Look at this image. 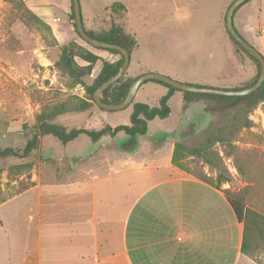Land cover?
<instances>
[{
    "label": "rangeland",
    "instance_id": "374dc122",
    "mask_svg": "<svg viewBox=\"0 0 264 264\" xmlns=\"http://www.w3.org/2000/svg\"><path fill=\"white\" fill-rule=\"evenodd\" d=\"M215 1L196 0L186 4L184 0H80V6L85 29L99 33L115 24L134 37L137 47L126 76L154 73L180 83L228 90L250 81L257 73V66L225 32L224 17L233 0H225L218 30ZM114 3L124 5L126 11L111 12L109 7ZM69 7L66 0H0V149L20 152L32 136L39 135L41 113L87 98L85 88L72 85V79L55 66L64 46L75 43L104 61L119 59L118 55L95 49L78 37ZM26 10L45 26L24 20ZM233 26L264 57V0H250L239 7L233 15ZM75 62L87 65L77 57ZM100 68L101 62H97L91 74L83 79L86 85L91 84ZM165 93L163 86L147 82L138 88L132 104L124 109L100 110L91 102L85 111L56 115L52 121L67 128L90 130L104 125H128L133 104L157 106ZM181 96L180 92L173 94L168 101L169 116L150 121L147 135L156 140L174 136L177 142L191 148L213 137L220 139L212 145L228 172L227 180L220 184L226 191L239 194L247 209L264 214V104L260 103L247 115L250 127L239 129L227 116L206 113L201 102L183 108ZM39 138L41 152L34 158L10 157L0 162L2 202L19 197L30 184L29 171L25 174V170L12 167L30 162L33 165L41 155H73L96 148L84 135L65 145L51 136ZM146 139L123 133L115 138L123 144H141ZM200 160L185 158L183 166L194 175L202 174ZM15 228L21 232L22 224ZM19 237L15 238L18 248ZM1 245L9 255L8 239ZM16 261L12 257L1 264Z\"/></svg>",
    "mask_w": 264,
    "mask_h": 264
},
{
    "label": "crops",
    "instance_id": "0c3cea01",
    "mask_svg": "<svg viewBox=\"0 0 264 264\" xmlns=\"http://www.w3.org/2000/svg\"><path fill=\"white\" fill-rule=\"evenodd\" d=\"M215 3L218 30L225 0ZM148 127L131 150L117 134L89 152L39 156L29 187L0 203V264H264V239L241 252L243 224L215 171L200 160L209 183L176 167V138L156 140Z\"/></svg>",
    "mask_w": 264,
    "mask_h": 264
},
{
    "label": "trees",
    "instance_id": "16d2710c",
    "mask_svg": "<svg viewBox=\"0 0 264 264\" xmlns=\"http://www.w3.org/2000/svg\"><path fill=\"white\" fill-rule=\"evenodd\" d=\"M249 1L250 0H246L242 5H244ZM229 5L227 6V9ZM70 10H71L70 16L73 21L74 32L78 35L75 28L74 14L72 10L71 0H70ZM109 10H111V12L113 13H116L120 11H126V7L122 4L114 3L109 7ZM25 12L26 14L22 17L24 20L44 25L30 11L26 10ZM224 29L230 41L235 46H237L243 53H245L248 57H250L256 63L257 66V73L250 81H248L242 86L235 85L228 90H243L249 88L256 82L259 76L260 73L259 63L252 55H250L237 42H235L234 39H232V37L227 32L225 27V17H224ZM84 30L88 36H90L95 40L115 44L126 49L129 53L130 58L132 57V53L137 47V43L134 37L132 36V34L126 32L119 25L113 24L107 30L101 31L99 33H93L92 31H89L85 28ZM78 37L80 38L79 35ZM95 49L108 51L112 54L118 55L119 59L115 62H108L102 60L99 56L80 47L75 43H68L66 46H64L62 48L59 59L55 63V66L60 71L65 72L66 75H68V77L72 79V85L83 86L85 88L87 98L76 99L77 102H74L73 104L71 103L62 104L59 106V108L58 107L51 108L49 113H41L38 117L39 135L32 136L27 141L26 145L20 152L12 148L0 149V162L10 157L19 158V159L34 158V155L36 154V151L40 143L39 136H51L52 138L60 142L62 145H65L77 139L81 135L86 136L93 143L106 137L113 138L120 133L130 136L131 138H134L135 136L145 135L147 132L148 122L154 120L155 118H158L159 120H164L169 116L170 109L168 106V101L170 100L174 92H180L182 94L183 108H186L191 103L201 102L204 105L203 109L206 113L210 115L227 116L238 125L239 129L249 128L251 123L247 119V115L260 103L264 104V81L256 91L248 95L236 96V97H224V96H216V95H208V94L182 92L162 82L149 80L144 82L143 84L147 82H153L155 84L161 85L164 88H166L167 92L164 96L160 98L157 106H149L143 103L133 104L128 125H118L114 127L109 125H104L97 130H90L84 127L67 128L62 124L53 122L52 120L56 115L72 113V112H82L87 110L91 106V104L94 103L92 98L94 91L102 83H104L110 77L115 75L118 69L120 68L123 62V57L119 52L114 50L101 49V48H95ZM76 57L87 63V65L85 66L78 65L75 62ZM97 62H101V68L98 74L92 80L91 84L86 85L83 79L91 74L93 66ZM125 73L115 83L110 85L106 90L102 92L100 98L103 103L116 105L123 102L132 83L138 77L145 74L142 73L137 76L130 77V76H126ZM132 102L130 103V105L132 104ZM100 110H104V109H100ZM263 110H264V105H263ZM218 141H220V139L213 137L212 139H207L203 143H200L197 147H192V148L186 147L184 144L180 142H176L174 145V150L172 155V164L182 170H186V168H184L183 166V160L185 158H187L188 156H194L196 158H199L210 168H213L217 172L215 182L217 186H219L221 182L227 180L228 172L226 171L222 163L221 156L218 154L217 151H214L212 149L213 142H218ZM133 147L134 144L131 142L123 145V148L127 150H131L133 149ZM31 168H32L31 162L16 167H12V169H17L20 171L25 170V174L26 172L30 171ZM198 177L204 182L212 183L202 174H199ZM224 193H225V199L230 205L235 215V218L243 224L241 252L246 255L248 254L250 242L257 240L258 238L261 240L264 239V215L254 210L247 209L244 206L243 200L239 194H233L230 193L229 191H225ZM1 202L2 200L0 199V203Z\"/></svg>",
    "mask_w": 264,
    "mask_h": 264
},
{
    "label": "water",
    "instance_id": "95a60500",
    "mask_svg": "<svg viewBox=\"0 0 264 264\" xmlns=\"http://www.w3.org/2000/svg\"><path fill=\"white\" fill-rule=\"evenodd\" d=\"M245 1L246 0H233L231 2L225 14V27H226L227 32L232 37V39H234L235 42H237L245 51H247L250 55H252L259 63V66H260L259 76L256 82L251 87L243 89V90H224V89H216V88H210V87H200V86L180 83V82L174 81L163 75L154 74V73H145L141 75L140 77H138L132 83L123 102L116 104V105H112V104L103 103L101 101L100 96L104 90H106L110 85L115 83L120 77L123 76L130 62L129 53L126 49L118 45L103 42V41H98L88 36L82 24L80 2L79 0H71L72 10L74 14L75 28L80 38L85 43H87L88 45L92 47L114 50V51L119 52L123 57V62L120 68L118 69L117 73L113 75L112 77H110L107 81L102 83L94 91L92 95L93 102L100 109H104V110L115 111V110L124 109L128 105H130V103L133 101L134 96L138 88L140 87V85L149 80H155V81L162 82L182 92H189V93H196V94H208V95H216V96H224V97L245 96V95H248L256 91L261 86L262 82L264 81V57L258 51H256L251 45H249L244 39H242L233 26V15L235 11Z\"/></svg>",
    "mask_w": 264,
    "mask_h": 264
}]
</instances>
